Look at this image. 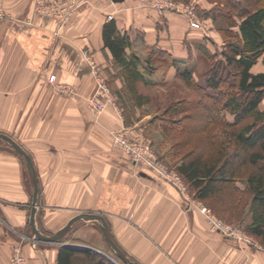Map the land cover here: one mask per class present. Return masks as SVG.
<instances>
[{
    "label": "crops",
    "instance_id": "1",
    "mask_svg": "<svg viewBox=\"0 0 264 264\" xmlns=\"http://www.w3.org/2000/svg\"><path fill=\"white\" fill-rule=\"evenodd\" d=\"M0 2L9 15L0 19V133L31 157L38 182L34 224L41 233L53 234L73 216L90 212L104 217L115 244L140 264H264V247L211 231L204 215L185 199L190 194L182 195L112 144L113 130L123 128L129 136L151 131L146 116L123 117L108 107L95 120L86 107L95 83L83 52L107 79L112 67L120 70L104 46L105 22L112 19L128 38L126 57L139 58L135 68L142 69L141 82L150 84L153 43L175 59L169 65L174 73L188 65L181 45L190 30L184 14L156 10L149 0H85L60 24L51 14L34 12L33 0ZM261 58L253 73L264 71V53ZM51 74L72 90L58 92L48 81ZM259 105L264 110V97ZM32 189L24 157L0 138V264L16 247L32 264H59L61 246L90 249L113 261L96 219L75 221L56 242L38 239L29 221ZM85 228L96 230L97 240H88Z\"/></svg>",
    "mask_w": 264,
    "mask_h": 264
},
{
    "label": "trees",
    "instance_id": "2",
    "mask_svg": "<svg viewBox=\"0 0 264 264\" xmlns=\"http://www.w3.org/2000/svg\"><path fill=\"white\" fill-rule=\"evenodd\" d=\"M240 6L233 40H227V46L222 50V66L216 65L213 70L204 72L203 84L195 80L188 67L175 69L176 73L180 70L179 77L187 86L200 93L210 120L221 122L230 131L232 143L228 148L218 146L209 155L203 149L193 147L178 158L175 167L194 196L210 206L211 199L217 201L220 198L225 203L230 192L233 195L237 191L246 192L249 199L245 229L264 245V110L259 105L264 96V71H251L264 52V0H245ZM210 17L216 16L211 14ZM102 34L104 46L112 53L115 66L120 67L126 97L132 102L130 105H141L142 97L137 94L136 87L141 72L135 68L139 58L134 55L130 59L126 57L128 38L119 34L112 19L104 23ZM166 56L174 64L175 59L170 54ZM219 67L225 70L224 77ZM228 73L232 85L225 89L224 86L229 84H221L220 79L227 80ZM213 95L217 99L207 103ZM239 95L244 98L240 99ZM225 111L233 115L232 121L226 119ZM232 199L230 204L234 207L235 198ZM57 260L59 264H114L99 252L74 246H61Z\"/></svg>",
    "mask_w": 264,
    "mask_h": 264
},
{
    "label": "rangeland",
    "instance_id": "3",
    "mask_svg": "<svg viewBox=\"0 0 264 264\" xmlns=\"http://www.w3.org/2000/svg\"><path fill=\"white\" fill-rule=\"evenodd\" d=\"M149 1L154 9L159 10L158 7L153 5V3L159 4L161 0ZM166 1L173 2L175 5H178L181 10H183L168 11L177 14H184L185 16L183 17L184 19L186 18V22L189 23L190 30H195L196 34H198H189L191 31L189 30V32L185 30V37L181 45L184 50L188 51V57L186 56V60L187 58H189V60L187 61L188 65L185 67L191 69L195 80L203 84L202 74L204 72L207 70H213L216 68V65L222 66L220 62L222 61V50L226 48L227 40H233V34H235L237 30L236 23L237 20H239V12H241L240 5L243 6L245 4V0H233L232 2H227L226 0ZM199 1L202 3L199 4ZM206 2H208V5L210 4V8L208 10L206 7H203L204 5H207ZM229 13H231L232 16H230ZM211 14L216 17H210ZM110 15L112 17V14L109 13L108 18ZM191 21H196L198 23V27L191 26ZM168 38L170 37L165 35L162 37V40L167 41ZM153 44L152 47L155 50H152V55L150 54L151 65L150 63L147 65L148 68L151 69V78L153 82L150 84H144L140 79L136 81L137 94H140L142 97L141 105H130L132 102L127 99V90L121 77H119V74L117 73L120 70H116L112 67L114 72H109L108 79L107 74H102L101 71L100 73L105 77L107 85L116 99V109L113 107L112 109L121 112L123 117L131 115L133 119H135L136 117L139 118L146 116L151 122L152 130L147 132L146 135L141 133V135L129 136L128 133L123 130L125 138L127 140L140 139L141 141L148 143L150 145V150L162 163V165L169 170L177 172L175 162H177L181 155L193 147L203 149L204 153L209 155L212 154L218 146H230L232 139L229 137L230 131L225 128L221 122L210 120L206 108L201 103L200 93L183 82L178 74V71L180 70H177V73L176 71L174 73L173 69L169 66V58L165 54L160 53L157 48L156 44L159 46L160 44L155 43L154 46ZM197 49L200 50L199 53ZM262 55L258 57L259 60ZM179 68L183 69L184 67L179 66ZM219 69L223 72L222 76L224 77L225 70H222L221 67H219ZM139 70L142 69L140 68ZM120 74L122 75L121 72ZM218 75L220 76V74ZM110 77H112V80L114 79V82L111 83V80H109ZM226 78V81L220 79V82L221 84L223 82H226L227 85L229 84L228 86L223 84V86L225 85V89L226 87L231 88L230 85H232V83H230L229 73ZM115 79H118V82H115ZM211 94H214V92H211ZM239 98H244V95H239ZM216 99L217 98L213 95L212 99H207V103H212ZM180 106L183 107L176 110L174 109L175 107L179 108ZM224 113L229 122L233 120L234 117L230 112L225 111ZM128 119H130V117H128ZM176 120H179L180 122H176ZM182 183L185 187V194H190L191 196H188L187 200L195 203H201L203 206L208 208L215 217L222 220L226 224H229L231 227L243 231L244 234L250 237L254 243L248 242L245 238L244 241L234 240L222 235L219 232L215 233L238 243H247L252 246L257 245L256 247H264V245L262 246L257 238L245 229L248 220L247 206L249 199L246 192L243 193L241 191H237L238 193L235 195L230 192L229 198H223V201L225 199V203H222L220 198L217 201L215 199H211L209 201V203H211L210 206V204H206L194 196V192L191 191L183 178ZM232 198H235L234 207L231 206L233 202ZM84 232L87 235L88 240H97L96 234H98V232L96 230L85 228ZM102 244H104V251L113 258V261H111L114 264H125L113 252L108 244L104 242H102Z\"/></svg>",
    "mask_w": 264,
    "mask_h": 264
},
{
    "label": "built area",
    "instance_id": "4",
    "mask_svg": "<svg viewBox=\"0 0 264 264\" xmlns=\"http://www.w3.org/2000/svg\"><path fill=\"white\" fill-rule=\"evenodd\" d=\"M85 2V0H33V11L45 14H51L58 19L60 24L65 23L76 9ZM159 10L183 11L178 5L173 2L161 0L159 4L153 3ZM9 17L8 13L3 9L0 2V19ZM111 18V15L109 16ZM191 26L198 27L196 21H191ZM83 56L88 60L91 66V73L94 80L93 92L85 98L88 112L97 120L99 116L108 108L116 109V99L107 85L106 79L101 75L100 71L89 60L88 52L84 51ZM48 81L60 93H68L72 90V86L66 82H59L55 74L48 77ZM123 128L111 132L112 144L119 148L132 161L142 164L152 172L172 184L182 195L185 194V187L182 183V178L178 172L165 168L157 157L150 150V145L140 139L127 140L123 133ZM186 200L188 198H185ZM189 204L197 207L204 215L205 220L213 232H219L224 236L232 239L244 241V238L251 243H254L250 237L246 236L243 231L231 227L222 220L215 217L208 208L201 203H195L187 200ZM257 246V245H256ZM5 264H32L16 247L13 254Z\"/></svg>",
    "mask_w": 264,
    "mask_h": 264
},
{
    "label": "water",
    "instance_id": "5",
    "mask_svg": "<svg viewBox=\"0 0 264 264\" xmlns=\"http://www.w3.org/2000/svg\"><path fill=\"white\" fill-rule=\"evenodd\" d=\"M114 3L117 2H122L123 0H111ZM0 138H3L5 140H7L11 146L20 154L24 157L26 164H27V168L31 177V181H32V206H31V210H30V216H29V221L31 224V227L34 231L35 236L38 239H42L46 242H56L57 240L61 239L64 234L66 233V231L70 228V226L77 220H81V219H96L100 222V229L105 237V240L107 242V244L109 245V247L113 250V252L125 263V264H140L137 261L131 260L130 258H128L123 251L115 244V242L112 240L109 231H108V227L107 224L105 222L104 217L101 214H96V213H90V212H82L79 213L75 216H73L72 218H70L66 224L61 227L59 230H57L55 233L47 235L44 233H41L35 226L34 224V213H35V209H36V200H37V194H38V182L36 179V175H35V170H34V166L31 160L30 155L19 145L17 144L12 138H10L9 136H7L6 134H2L0 133Z\"/></svg>",
    "mask_w": 264,
    "mask_h": 264
}]
</instances>
